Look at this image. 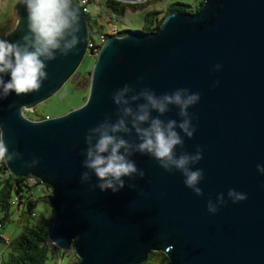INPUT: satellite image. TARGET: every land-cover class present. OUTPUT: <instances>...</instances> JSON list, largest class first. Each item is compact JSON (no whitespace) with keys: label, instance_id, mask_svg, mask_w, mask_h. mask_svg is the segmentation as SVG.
<instances>
[{"label":"water","instance_id":"obj_1","mask_svg":"<svg viewBox=\"0 0 264 264\" xmlns=\"http://www.w3.org/2000/svg\"><path fill=\"white\" fill-rule=\"evenodd\" d=\"M73 4L81 42L67 56L45 61L48 79L39 91L0 99V138L10 153H21L4 161L7 170L51 189L48 240L61 250L72 245L78 264H141L155 251L168 264H264V174L257 170L264 166V0H204L195 13L168 14L156 32L109 36L95 57L85 102L60 116L30 120L22 109L54 95L87 52L85 16ZM14 8L17 23L3 38L10 42L27 32L25 6L18 0ZM125 84L157 95L177 88L200 93L188 109L196 131L188 138L177 129L184 147L176 151L202 149L203 158L191 167L203 169V195L186 187L179 171L167 172L138 152L130 159L145 176L123 177L118 192L92 187L99 183L94 173L91 185L81 182V173L90 171L82 164L85 134L106 116L115 121L112 96ZM170 107L161 119H182ZM121 135L135 140L134 132ZM33 158L39 164L27 166ZM229 189L247 199L233 203ZM220 193L226 203L210 213L207 203Z\"/></svg>","mask_w":264,"mask_h":264},{"label":"clouds","instance_id":"obj_2","mask_svg":"<svg viewBox=\"0 0 264 264\" xmlns=\"http://www.w3.org/2000/svg\"><path fill=\"white\" fill-rule=\"evenodd\" d=\"M19 3L27 11V32L16 42L0 39V99L13 92L20 96L39 91L48 79L45 61L56 59L57 53L67 56L81 42L78 36L79 12L73 0H19ZM220 68V64L214 66L216 71ZM6 75L10 79L5 80ZM200 98V93L191 92L188 88H177L160 95L147 87L137 91L125 84L119 88L112 96L117 106L115 121L110 115L106 116L85 134L87 147L83 150L85 159L82 164L90 171L81 173V182L91 185V173H94L99 183L92 187L118 192L125 186L123 177L145 176L144 170L130 159L138 152L154 158L167 172L179 171L185 186L196 195H203V189L198 186L204 178L203 169L193 170L191 167L203 158L202 149L197 147L195 153L181 151L179 155L176 151L178 146L184 147L180 131L188 138H192L196 131L188 109ZM170 106L178 108L177 114L182 119H161L171 110ZM153 112L158 115L153 116ZM133 132L134 141L121 135L132 136ZM2 136L3 130L0 129ZM18 158H21V153H10L6 142L0 138V161ZM26 163L29 167L36 166L39 158ZM257 170L264 174V166L258 164ZM227 195L233 203L247 199L246 193L235 189H229ZM225 203L224 194L220 193L215 203L208 201L207 209L215 214Z\"/></svg>","mask_w":264,"mask_h":264},{"label":"trees","instance_id":"obj_3","mask_svg":"<svg viewBox=\"0 0 264 264\" xmlns=\"http://www.w3.org/2000/svg\"><path fill=\"white\" fill-rule=\"evenodd\" d=\"M76 2V0H73ZM89 3L94 0H88ZM159 0H148L137 3H127L118 0H103L102 7L107 14V20L111 19L116 26L117 35L123 36L132 31L119 29L115 23L119 17L129 12H145V20L147 25L140 33L156 32L163 19L170 13L192 14L197 12L203 4L204 0H199V6L191 9L188 5L182 3L166 4L163 10H146L148 6L157 3ZM97 2V1H96ZM145 10V11H144ZM88 32V40H93L89 31L101 24L97 17H91L84 14ZM109 23V21H107ZM11 31V30H10ZM103 33V32H102ZM8 34V33H7ZM6 34V35H7ZM101 34V33H100ZM90 54V52L88 51ZM91 55V54H90ZM34 112L33 110L31 111ZM45 117H37L31 120H41ZM44 188L50 187L41 183L39 179L32 176L15 177L6 171L4 161H0V227L5 223H10L16 213V227L19 232L14 236H4L0 233V242L5 243L7 247L6 255L0 253V264H64V250L59 249L52 244L47 233L52 225V215L49 217L43 213L38 214L35 207L38 201H47L48 195L35 197L34 192L44 193ZM72 254V255H71ZM69 254L75 258L73 263L79 262L75 256V252ZM67 256V258L69 257ZM152 258L157 264H168V258L161 251L150 252L147 260L141 264H147ZM151 259V260H152Z\"/></svg>","mask_w":264,"mask_h":264},{"label":"rangeland","instance_id":"obj_4","mask_svg":"<svg viewBox=\"0 0 264 264\" xmlns=\"http://www.w3.org/2000/svg\"><path fill=\"white\" fill-rule=\"evenodd\" d=\"M18 0H0V39L5 38L6 34L10 30L14 29L17 20L18 13L16 11L15 4ZM103 0L94 1L89 5V15L91 17L97 16L100 25L94 26L90 31V36L94 41H98L100 33H106L107 17L109 16L105 9L102 7ZM174 3H182L188 5L191 9H196L199 5V0H159L157 3H153L146 8V10H163L164 5ZM145 11V10H144ZM145 12H129L127 11L123 16L115 22L119 29L130 31H141L147 25V21L144 18ZM110 21V20H109ZM95 62V57L88 52L85 53L83 59L78 65L76 71L70 76V78L62 85V87L50 98L37 104L32 110L22 109L23 115L28 119H34L37 117H56L63 115L73 109L80 107L86 100L89 85H90V72ZM36 121V120H35ZM51 189H45L44 193L39 191L34 192L35 197L42 195H50ZM35 211L40 214L43 213L46 216L52 215V208L48 202L40 200L37 202ZM1 215V214H0ZM16 213L13 214V218H16ZM12 220L10 223H5L0 227V233L4 236L16 235L19 229L16 227V221ZM72 245L69 246V253H73ZM7 247L5 243L0 242V253L5 256ZM72 255V254H71ZM149 259L147 264H157L155 260ZM74 257L69 256L64 259V264H77L73 263Z\"/></svg>","mask_w":264,"mask_h":264},{"label":"built area","instance_id":"obj_5","mask_svg":"<svg viewBox=\"0 0 264 264\" xmlns=\"http://www.w3.org/2000/svg\"><path fill=\"white\" fill-rule=\"evenodd\" d=\"M94 1H98V0H94ZM75 3L79 6V8L81 9V11H82L83 14H89V12H90L89 11V5L91 3H89L88 0H76ZM109 20H108L109 23L106 22V24H107L106 33H101L99 35L98 41H94V40H88L87 41V52L89 51L90 54L93 57H96L97 56L100 48L102 47V45L105 43V41L107 40V38L109 36H117V32L118 31L116 29V26L113 24V22H112L111 19H109ZM6 171H8L7 168H6ZM69 254H70L69 253V248L68 249H65L64 250V257L69 256Z\"/></svg>","mask_w":264,"mask_h":264},{"label":"crops","instance_id":"obj_6","mask_svg":"<svg viewBox=\"0 0 264 264\" xmlns=\"http://www.w3.org/2000/svg\"><path fill=\"white\" fill-rule=\"evenodd\" d=\"M94 17V16H93ZM95 17H97V16H95Z\"/></svg>","mask_w":264,"mask_h":264}]
</instances>
